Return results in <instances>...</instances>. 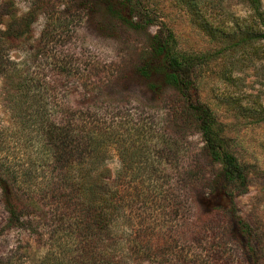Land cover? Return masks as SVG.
I'll return each instance as SVG.
<instances>
[{"label":"rangeland","instance_id":"374dc122","mask_svg":"<svg viewBox=\"0 0 264 264\" xmlns=\"http://www.w3.org/2000/svg\"><path fill=\"white\" fill-rule=\"evenodd\" d=\"M31 1L15 0L21 11H28ZM135 1L143 20L135 17L131 25L110 13L105 4L95 1L89 10L77 3L70 4L69 0H55L50 10L40 8L32 29L36 39L44 35L50 15L56 17L69 5L74 15L69 23L70 33L66 38L55 37L50 41L46 35L38 44L41 61L26 60L24 65L37 71L43 83L55 80V94L71 107L97 102L92 105L103 109H98L99 112L110 113L113 107L126 112V123L131 120L154 122L158 133L166 135V149L168 137H174L177 141L174 155L160 165L165 171L157 175L164 189L177 173L189 166L201 165L190 192L177 186L175 191L184 216L173 221L167 216L166 203L156 202V191L147 188V183L138 184L135 189L140 192L137 211L148 206L149 212L154 209L165 212L162 217L166 216V241L171 238V244L166 246V264H249L241 252L242 246L229 237L222 250L216 245L212 247L210 244L213 241L217 244L218 239L210 237L214 233L208 231V226L220 233L222 223L200 219V214L207 213L212 205L222 200V195L203 197L204 191L209 190L206 181L218 173L222 165L213 163L207 155L199 130L191 123L183 126V120L174 116L173 89L164 86L162 94L158 95L148 88L149 78L137 73L152 36L158 31L165 34L167 29L172 30L180 50L201 56L195 68L199 97L211 107L221 133L230 140L232 151L246 169L248 190L237 195L236 202L239 214L253 228V241L264 263V38H252L256 31L262 33L256 17L247 0ZM148 17L154 22L144 21ZM12 42L16 48L15 54L12 52L15 59V55L24 58L31 50V45L25 41L12 39ZM64 61H72V65L59 68L58 75L56 69ZM84 67L94 69L92 83L119 68L126 69V78L101 93L93 85L83 90L79 80L73 78L78 75V69L84 70ZM75 83L81 90H73ZM89 97L95 99L90 101ZM12 105L0 77V165L4 163L15 170L26 190L23 194L28 206L26 226L5 228L9 213L0 188V258L15 255L17 264H36L50 247L53 248L50 233H63L57 231L58 225L64 223L58 210L62 203L54 201L51 172L42 163L36 130L26 122L24 114L20 113L22 118L17 116ZM120 158L112 153L111 167L122 166ZM147 191L154 197L146 202L142 199Z\"/></svg>","mask_w":264,"mask_h":264},{"label":"trees","instance_id":"16d2710c","mask_svg":"<svg viewBox=\"0 0 264 264\" xmlns=\"http://www.w3.org/2000/svg\"><path fill=\"white\" fill-rule=\"evenodd\" d=\"M92 1L105 4L110 13L126 24H133L135 17L143 20L135 0H69V3H77L89 10ZM247 2L262 32L256 31L252 38H264L263 0ZM55 3V0H32L28 11H21L15 0L0 3V77L14 112L21 118L24 114L26 122L36 130L42 163L51 172L54 201L62 203L58 210L64 223L58 225L57 231L63 233H50L53 248L50 247L36 264H166V246L171 244V238L166 241V216L162 217L165 212L161 209L149 212L148 206L137 211L140 192L135 189L138 184L147 183V188L156 191V202L166 203L167 216L173 221L184 216L175 190L180 187L190 192L191 185L199 177L197 169L202 167L199 164L195 168H185L164 189L157 175L165 171L160 165L174 155L177 145L174 137H168L166 149V135L158 133L154 122L131 120L126 123V112L116 107L110 113L99 112L98 109H103L92 105L97 102L71 107L55 94V80L43 83L37 71L24 65L26 60L31 63L41 61L38 44L46 35L47 41L69 35V23L74 17L69 9L71 5L59 11L56 17L50 15L40 40L32 35L39 9L50 10ZM144 21L153 23L154 19L148 17ZM12 39L31 45L24 58L23 55L13 58L12 52L15 54L16 48ZM200 60L198 54L180 50L173 31L167 29L165 34L158 31L152 36L137 73L149 78L148 88L158 95L162 94L164 86L173 89L174 116L183 120V126L191 123L199 130L207 155L213 163L222 165L221 170L206 181L209 190L203 194L205 199L222 195V200L212 205L211 210L200 214L204 222L222 223L220 233L208 226V231L214 233L210 237L218 239L217 244L213 241L210 245L222 250L229 237L242 246L241 252L249 264H264L253 241V228L239 214L236 202V196L248 190L246 169L232 151L230 140L221 133L211 107L199 97L195 68ZM67 64L72 65V61H64L56 73L60 75L58 69ZM83 69H78V75L73 78L79 80L76 82L83 90L93 85L101 93L126 78V69L119 68L92 83L94 69ZM159 80L161 84L157 83ZM72 88L81 90L76 83ZM163 100L166 103V94ZM153 138L158 140L153 141ZM112 153L119 158L122 154L123 165L119 168L110 165ZM4 165H0V188L9 213L5 228L26 226L28 206L23 194L26 190L15 170ZM150 196L147 191L142 200H153L154 195ZM17 263L15 255L0 258V264Z\"/></svg>","mask_w":264,"mask_h":264}]
</instances>
